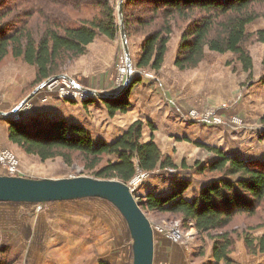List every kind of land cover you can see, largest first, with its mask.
Segmentation results:
<instances>
[{
    "label": "trees",
    "instance_id": "obj_1",
    "mask_svg": "<svg viewBox=\"0 0 264 264\" xmlns=\"http://www.w3.org/2000/svg\"><path fill=\"white\" fill-rule=\"evenodd\" d=\"M75 2L68 8L78 11L86 4H95L98 10L91 18L75 21L67 13L66 0H22L0 8V70L9 56L20 58L35 68L34 82L40 84L84 54L99 35L116 38L120 26L111 0ZM122 10L127 38L132 34L143 37L136 59L141 70L161 69L177 31L180 40L174 65L181 71L198 67L210 52H231L233 60L252 71L248 46L253 39L264 43V28L247 30L256 19L264 21V0H122ZM141 79L136 76L121 94L103 98L110 116L128 110L129 91ZM261 120L264 122V114ZM143 124L139 119L133 121L110 142H95L88 129L65 119L37 125L10 119L7 133L11 142L42 161L60 157L68 166L78 161L94 177L129 183L140 171L178 168L153 138L142 141ZM204 147L215 157L207 165L197 161L198 172L208 170L217 175L193 190L191 197L185 195L190 186L187 180L175 182L169 194L148 192L139 198L141 207L152 214L180 218L184 226L194 225L212 241V255L218 263L232 264L229 254L241 238L248 253L264 252V236L250 232L264 226V159ZM181 166L187 167L185 161ZM99 264L110 263L102 260Z\"/></svg>",
    "mask_w": 264,
    "mask_h": 264
},
{
    "label": "rangeland",
    "instance_id": "obj_2",
    "mask_svg": "<svg viewBox=\"0 0 264 264\" xmlns=\"http://www.w3.org/2000/svg\"><path fill=\"white\" fill-rule=\"evenodd\" d=\"M66 1L68 4L67 13L75 21L79 18H91L98 10L95 4H86L78 11L69 9L68 7L72 8L76 2L75 0ZM119 1L111 0V3L115 9L116 22L120 26ZM20 2L22 0H0V8L11 3L18 5ZM260 24L258 20L252 23L248 29L255 30L248 32H255ZM179 40L180 31H177L171 38L170 49L166 56L168 58L164 67L155 72L149 69L141 70L136 67V59L140 53L143 41L142 35L132 34L127 38L130 56L129 67L124 53L120 30L114 39L99 35L92 43L87 45L84 54L68 62L59 74H62L61 77L67 80L70 78V82L73 81L82 87L101 92H115L125 85L128 68H130L131 79L136 78V76L152 80L154 77H158L160 82L164 84V88L172 86V88L183 89L185 86H190L192 82H195L194 77L202 67L215 66L216 69L222 70L225 77L228 75L230 77L237 76L235 82L236 85H239L237 92L242 93V91L247 89L246 82L241 80L237 74L239 73L238 63L233 60V55L210 52L198 67L185 71L179 70L174 65V53L176 54ZM261 47V42L253 39L248 49L256 57L261 51ZM229 61H231V64L228 63ZM257 63L259 64L255 71L261 70L260 75H263L264 66L262 68V61ZM230 69H232L231 73ZM34 79L35 68L33 66L25 63L20 58L9 56L0 70V91L18 83L19 87L16 92L18 91L23 96L33 91L48 78L40 84L34 82ZM251 79L257 80L253 76ZM262 80L264 81V76H262ZM113 83H116L114 85L115 88H113ZM204 83H206L205 80ZM235 83H233V87ZM61 85L56 86L54 91L45 89L43 85L32 96V99L34 100L36 98L35 95L41 90H44L43 93L46 97H60ZM94 85L100 88L103 87L105 90L94 89L91 87ZM130 85L131 82L126 88H129ZM256 85L260 84L256 83ZM72 86H74L75 91L78 90L77 92L84 93L81 89L76 88L74 83ZM52 87L53 85H50V88ZM92 96H94L93 93L84 99L75 98L74 101L83 102ZM0 98L2 100V96ZM227 101L223 103H227ZM216 104H221V102H205L202 104V110H193L202 116L206 114L212 116L215 111L210 106H216ZM28 108L27 110H29ZM10 119L9 116H0V153L10 151L14 155L17 163V175L35 178L92 176L78 161L73 166L63 163L60 157L42 161L37 156L27 154L17 144H15L14 148L5 146L3 144V125L5 121ZM19 119L21 120L22 118L20 117ZM236 121L234 123L236 128L239 126L241 131H249L248 138L251 134L256 133H259L256 137L264 138V122H262L261 118L253 117L252 120H246V118L240 116L239 118L237 117ZM196 122L202 121L197 120ZM245 123L253 124L255 128L253 130L242 128ZM254 139L255 136L252 141L249 139L248 144L252 145ZM251 148H253V151L250 152L253 153L255 151L254 145ZM214 155L207 154L206 151L201 150L197 151L193 157L181 160L177 164L178 168L176 169H157L151 172L140 171L138 173L144 174V176L140 181L136 178L137 180L131 183L134 184L137 181L134 192L138 199L141 197L140 200L148 192L158 195L169 194L173 191L175 182L187 180L190 182V186L186 190L185 195L191 197L210 177L217 175V173H212L208 170L203 173L198 172L200 166L196 165V162L199 161L202 165H207L209 161L213 160ZM261 159H264V157ZM183 161H185L187 167L181 166ZM4 163L0 162V174L8 173ZM191 188H195L194 192L191 191ZM145 213L155 229V264H215L214 260H209L212 241L208 236L199 234L194 225L188 224L184 226L183 221L176 217H167L146 211ZM172 228L179 231L176 239L168 237V234L174 233ZM250 232L256 237L264 236V226L254 228ZM179 234L181 235L179 236ZM245 250L247 248L244 240L242 238L237 240L235 249L231 253L240 260H234L233 264H264V252L249 255L245 253ZM168 251L172 253V255L170 254L171 260H168ZM2 258L5 260H2ZM129 258L130 238L125 221L119 211L106 200L88 198L57 201L41 207L36 204L0 203V264H99L102 260L108 261L110 264H129ZM248 258L255 260H248ZM221 264L225 263L221 262Z\"/></svg>",
    "mask_w": 264,
    "mask_h": 264
},
{
    "label": "crops",
    "instance_id": "obj_3",
    "mask_svg": "<svg viewBox=\"0 0 264 264\" xmlns=\"http://www.w3.org/2000/svg\"><path fill=\"white\" fill-rule=\"evenodd\" d=\"M257 20L261 24L256 29L264 28L263 19L258 18L247 25L248 31L255 30L248 29V27ZM261 44V51L256 57L251 53L253 58L252 71H246L241 62L234 60L238 63L239 73L237 74L239 78L245 81L248 86L242 93L237 92L239 85L235 83L236 75L225 77L221 69L218 70L215 66H204L194 77L195 82L183 89L172 88V86L164 88V84L160 82L158 77H154L153 80L141 79L129 91L128 102L130 106L128 110L125 113L117 112L114 116L109 115L103 101L104 97L94 95L88 100L79 102L59 96L46 97L43 93L44 90L39 91L35 95L36 98L31 100L32 104L28 108L29 110H20L19 115L29 125H37L43 121L55 119H65L68 123L82 125L90 131L95 142L115 140L133 121L139 119L144 123L142 141L145 142L153 138L162 153L174 158L177 164L184 158L193 157L197 151L204 150L207 154H214L204 147L206 145L220 148L229 154L244 158H262L264 157V138L256 137L259 133L251 134L252 136L250 135L248 138L249 131H241L239 126L237 128L234 126L237 117L242 116L246 120H252L253 117L261 118L264 114V81L262 80L264 71H262L263 75H260L261 70L255 71L259 64L257 62L262 61V68L264 66V43L261 42ZM219 54L232 55L231 52ZM167 58H165L161 69L164 67ZM231 72L232 69H230ZM251 73L258 81L251 79ZM233 83H235L234 87ZM256 83L260 85H256ZM115 84L113 83V88H115ZM18 87L19 84L16 83L0 91V97L2 96V100L0 98V111L6 112L16 109L32 92L22 96L18 91L16 92ZM91 87L105 90V88L96 85ZM223 100L228 101L223 103ZM205 102H221V104L210 107L215 111L214 115L224 120L222 123L214 122L213 116H210V120L202 122L186 119L190 110H202V104ZM3 128V144L9 148H14L15 143L8 139V121L4 122ZM242 128L253 130L255 126L245 123ZM253 135L255 139L252 145H254L255 151L251 153L253 148H251L252 145L248 144V140L251 139L252 141ZM194 189L191 188V191ZM210 251L209 260H214V263L217 264L218 262L212 255V248ZM245 253L256 255L248 253L247 250ZM170 254L172 255L171 251H168V260H171ZM229 259L232 264L234 260H240L233 253L229 254ZM248 260L255 259L248 258ZM221 262L223 261H220L219 264Z\"/></svg>",
    "mask_w": 264,
    "mask_h": 264
},
{
    "label": "water",
    "instance_id": "obj_4",
    "mask_svg": "<svg viewBox=\"0 0 264 264\" xmlns=\"http://www.w3.org/2000/svg\"><path fill=\"white\" fill-rule=\"evenodd\" d=\"M122 0L118 3L120 35L123 42L126 60L130 63L127 34L123 25ZM62 74L54 77H61ZM132 81L128 68L125 85L115 92H101L85 87L76 88L84 92H92L100 97H113L121 94ZM45 82L36 87L25 100L14 110L0 111L1 115L10 116L18 112L21 105L39 90ZM127 84V85H126ZM99 198L111 203L122 215L130 238L129 264H154L155 261V229L154 225L141 207L139 199L130 183L119 179L98 178L94 176L69 177H28L23 175L0 174V203L36 204L43 206L51 202Z\"/></svg>",
    "mask_w": 264,
    "mask_h": 264
},
{
    "label": "built area",
    "instance_id": "obj_5",
    "mask_svg": "<svg viewBox=\"0 0 264 264\" xmlns=\"http://www.w3.org/2000/svg\"><path fill=\"white\" fill-rule=\"evenodd\" d=\"M64 77H54L51 76L49 77L44 84L45 89L54 91L56 89V86L61 85V89H60V97H63L65 99H70V100H74L75 98H81L84 99L88 96L92 95V92H77L74 89V86H72L73 81L70 82V78L67 79H61ZM53 83V87L50 88V85ZM61 83V84H60ZM32 99V98H31ZM31 100H27L25 103H23L21 105V109L20 110H27V108L30 106ZM19 110V111H20ZM19 111L18 112H12L10 113V118L11 119H19L20 115H19ZM0 116H4L1 115ZM208 116H210L209 114H206L205 116L200 115L199 113H197V111L192 110L188 112V115L186 116V119L188 120H195V121H205V120H210L208 118ZM213 116V121L216 123H222L223 120L221 117H218L214 114H212ZM200 117V118H198ZM0 162H5V168L8 170V174H16L17 171V163H16V159L14 157V155L10 152V151H5L3 153H0ZM17 175V174H16ZM144 176V174L138 173L131 181L130 183H133L134 180H136V178L140 181L141 178ZM134 189V188H133ZM173 229V234H168V237L172 238V239H176L177 237V233L179 232L178 230Z\"/></svg>",
    "mask_w": 264,
    "mask_h": 264
},
{
    "label": "bare ground",
    "instance_id": "obj_6",
    "mask_svg": "<svg viewBox=\"0 0 264 264\" xmlns=\"http://www.w3.org/2000/svg\"><path fill=\"white\" fill-rule=\"evenodd\" d=\"M51 85H53V83H52ZM136 180H137V179H136ZM136 183H137V181H136ZM130 186L133 188V184L130 183ZM180 235H181V234H179V236H180Z\"/></svg>",
    "mask_w": 264,
    "mask_h": 264
}]
</instances>
